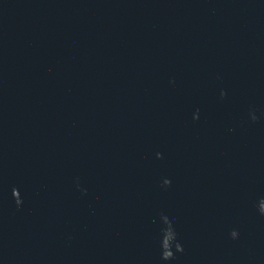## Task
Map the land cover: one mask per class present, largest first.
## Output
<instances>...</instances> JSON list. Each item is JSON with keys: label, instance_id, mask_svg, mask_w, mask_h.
Returning a JSON list of instances; mask_svg holds the SVG:
<instances>
[{"label": "water", "instance_id": "95a60500", "mask_svg": "<svg viewBox=\"0 0 264 264\" xmlns=\"http://www.w3.org/2000/svg\"><path fill=\"white\" fill-rule=\"evenodd\" d=\"M0 264H264V0H0Z\"/></svg>", "mask_w": 264, "mask_h": 264}]
</instances>
